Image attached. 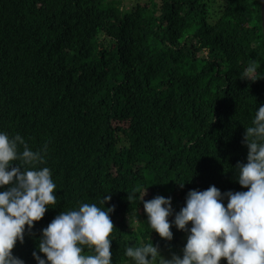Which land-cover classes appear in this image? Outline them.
Listing matches in <instances>:
<instances>
[{"label":"trees","instance_id":"16d2710c","mask_svg":"<svg viewBox=\"0 0 264 264\" xmlns=\"http://www.w3.org/2000/svg\"><path fill=\"white\" fill-rule=\"evenodd\" d=\"M127 1L0 0V131L46 147L57 185V205L13 249L26 264L42 228L81 202L111 195L113 264H131L126 246L182 254L187 234L152 232L129 192L179 211L190 189L246 190L234 167L264 77L240 74L254 63L264 76L262 0Z\"/></svg>","mask_w":264,"mask_h":264},{"label":"clouds","instance_id":"9594fccd","mask_svg":"<svg viewBox=\"0 0 264 264\" xmlns=\"http://www.w3.org/2000/svg\"><path fill=\"white\" fill-rule=\"evenodd\" d=\"M240 77L256 81L264 76L257 75L253 63ZM242 143L248 148L247 162L234 168L246 190L222 191L215 184L190 189L179 211L170 196L146 200L148 188L129 192L131 202L139 195L152 232L167 241L174 238L173 226L187 234L182 254L166 256L153 242L126 246L131 264H221L222 258L227 264H264V104L246 125ZM45 154L46 147L33 150L19 133L0 131V264H26L13 249L58 203L51 169L42 166ZM189 181L177 182L183 188ZM110 200L104 195L99 204L81 202L57 214L41 230L38 251L32 253L37 264H113L110 214L115 206H106Z\"/></svg>","mask_w":264,"mask_h":264},{"label":"water","instance_id":"95a60500","mask_svg":"<svg viewBox=\"0 0 264 264\" xmlns=\"http://www.w3.org/2000/svg\"><path fill=\"white\" fill-rule=\"evenodd\" d=\"M261 10H262V25L264 30V0H262Z\"/></svg>","mask_w":264,"mask_h":264},{"label":"rangeland","instance_id":"374dc122","mask_svg":"<svg viewBox=\"0 0 264 264\" xmlns=\"http://www.w3.org/2000/svg\"><path fill=\"white\" fill-rule=\"evenodd\" d=\"M134 0H128L127 2L128 3H130V2H133ZM164 255H166V256H170L171 254L170 253H168V252H165V251H163L162 252ZM222 260H223V258H222ZM222 263H223V261H222Z\"/></svg>","mask_w":264,"mask_h":264}]
</instances>
